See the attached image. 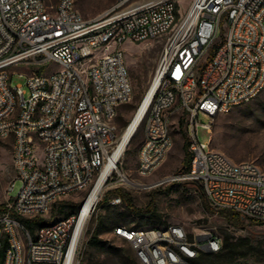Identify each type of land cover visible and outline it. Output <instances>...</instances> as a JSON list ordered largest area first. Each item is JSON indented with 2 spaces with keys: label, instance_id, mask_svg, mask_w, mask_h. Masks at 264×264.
Returning <instances> with one entry per match:
<instances>
[{
  "label": "built area",
  "instance_id": "2783aa9c",
  "mask_svg": "<svg viewBox=\"0 0 264 264\" xmlns=\"http://www.w3.org/2000/svg\"><path fill=\"white\" fill-rule=\"evenodd\" d=\"M127 41H164L152 82L125 128L144 107L135 131L144 128L139 175L162 166L174 144V119L179 127L184 120L190 166L156 184L199 183L215 210L264 221V170L211 147L215 118L264 90V0H192L182 16L179 0H119L92 19L76 0H0V138L13 139L9 193L20 182L0 213L3 264H80L99 199L84 221L81 206L35 235L20 218L45 216L57 200L92 190L103 176L100 196L119 181L135 184L123 170L125 130L117 123L134 97L121 48ZM16 65L34 68L27 88L12 85ZM200 128L209 141H201ZM113 233L131 243L137 264H196L202 252L223 246L219 234L191 240L177 224L118 226Z\"/></svg>",
  "mask_w": 264,
  "mask_h": 264
},
{
  "label": "rangeland",
  "instance_id": "374dc122",
  "mask_svg": "<svg viewBox=\"0 0 264 264\" xmlns=\"http://www.w3.org/2000/svg\"><path fill=\"white\" fill-rule=\"evenodd\" d=\"M118 2L119 0H76V6L85 18L92 19L102 15ZM179 3L182 16L190 7L192 0H179ZM163 46L164 41L151 44L127 41L121 45L134 86L132 102L122 107L117 119L121 131H124L131 121L152 82ZM112 48L115 49V46ZM31 69L34 68L27 65L12 67L11 70L14 71L11 74L12 85L22 84L24 88H27V75ZM26 95L28 96L29 93ZM176 121L175 118L173 147L166 161L150 176L143 177L137 171L144 128L140 127L132 137L122 162L124 172L137 185L119 181L106 192L116 188L122 189L130 197L133 208L141 213L131 211L123 201L120 204H113L111 200L114 195L108 196L104 201L102 199L105 194L100 196L96 209L89 219L87 239L102 222L104 231L99 236L105 241V246L101 249L86 244L83 255L84 263L128 264L115 254L114 250L119 248L128 255H135L130 242L114 235L113 227L116 221H120L127 227L141 228L182 225L191 240L197 238L201 242H204L203 238L208 233H216L223 238L224 233L229 232L235 240L247 236L254 241L264 255V224L256 223L250 218H245L244 223L239 225L229 223L219 214L220 211L208 204L207 200L205 203L199 183L176 181L156 184L164 176L178 172L184 167V142L187 135H185L184 126L179 127L177 123L175 125ZM199 136L204 142L211 139L210 134L203 128L199 129ZM211 147L223 152L235 162L253 161L264 170V90L251 102L236 106L230 112L219 114L215 118ZM38 154L41 155V152L39 151ZM13 178V139L12 137L0 138V205L6 204L10 196H15L20 188V182L17 181L15 189L9 193ZM88 192L89 190L80 191L61 200L75 203L78 211L88 196ZM150 210L153 211L152 217L149 216L151 215ZM44 217L49 223H53L62 219L64 212L59 206L55 208L52 205L49 213Z\"/></svg>",
  "mask_w": 264,
  "mask_h": 264
},
{
  "label": "trees",
  "instance_id": "16d2710c",
  "mask_svg": "<svg viewBox=\"0 0 264 264\" xmlns=\"http://www.w3.org/2000/svg\"><path fill=\"white\" fill-rule=\"evenodd\" d=\"M39 72H42V70H39ZM180 126L181 127L184 126V120L181 121ZM185 135H186V132H185ZM189 148H190V142L188 138L186 137L185 142H184L185 153L183 157V165H184L183 168L184 169L190 166L191 159H192V154ZM201 191L204 196V201L206 203V198H205L202 187H201ZM110 195L121 196L122 201L127 208H129L133 212L141 213V211L138 212L136 209L133 208V206L130 203L131 201L130 197L122 189L116 188V189L107 191L102 200L104 201ZM53 206L55 208L56 206L57 207L59 206L60 210L64 212L63 218L67 217L71 213L77 212V205L75 203L68 202L65 200H57L53 204ZM4 209H5V204L0 205V212H2ZM149 212H151V215L149 216L152 217L153 211L150 210ZM219 214L225 217L229 221V223L233 225L243 224L246 218L242 216L241 214H239L238 212L232 211V210H222L219 212ZM20 220L26 226V228L30 231L32 235L36 234V231L38 228L44 225L51 224L45 219L44 216H35L31 218L21 217ZM252 220L256 223L264 224V221H260L256 219H252ZM118 226H125V225L122 224L120 221H116L113 229H115V227H118ZM131 228L138 229L141 227H131ZM149 228H154V227H149ZM102 231H104V228H102V222H101L99 227L89 237L87 244L91 247H99L103 249L105 246V241H103L99 236ZM5 250H6V245L2 250H0V264H3L4 257H5ZM114 252L117 256L120 257V259L123 262H127L128 264H137L135 255H130V254L128 255L121 248L115 249ZM194 262L196 264H264V255H262L260 248L249 237L244 236V237H240L237 240H235L234 236H232L229 232H225L224 237H223V246L220 251L211 252V253L202 252L194 260ZM80 264H90V263H84L83 256H82Z\"/></svg>",
  "mask_w": 264,
  "mask_h": 264
},
{
  "label": "bare ground",
  "instance_id": "6f19581e",
  "mask_svg": "<svg viewBox=\"0 0 264 264\" xmlns=\"http://www.w3.org/2000/svg\"><path fill=\"white\" fill-rule=\"evenodd\" d=\"M144 108V107H143ZM143 108L141 109V111L138 113V115L133 118V122L130 125V127L128 129H126L123 133V138L121 141V145L119 148V152L122 153L123 151L126 150L127 146L129 145V143L131 142V139L133 137V135L135 134V131L137 129V127L139 126L141 117H142V113H143ZM105 183V178L104 176L97 182V184L93 187L92 190L89 191L88 196L86 197L84 203L82 204V206H84L83 212H82V220L84 221L88 215L90 214L92 208L94 207V205L96 204L97 200L99 199L100 193L103 189ZM134 185H137L136 183Z\"/></svg>",
  "mask_w": 264,
  "mask_h": 264
}]
</instances>
